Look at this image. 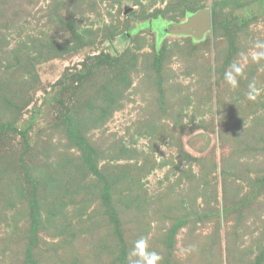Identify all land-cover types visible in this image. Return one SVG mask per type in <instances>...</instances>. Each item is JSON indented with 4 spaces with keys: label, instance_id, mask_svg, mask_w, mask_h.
Returning <instances> with one entry per match:
<instances>
[{
    "label": "rangeland",
    "instance_id": "obj_1",
    "mask_svg": "<svg viewBox=\"0 0 264 264\" xmlns=\"http://www.w3.org/2000/svg\"><path fill=\"white\" fill-rule=\"evenodd\" d=\"M258 42L264 0H0V264H264Z\"/></svg>",
    "mask_w": 264,
    "mask_h": 264
},
{
    "label": "clouds",
    "instance_id": "obj_2",
    "mask_svg": "<svg viewBox=\"0 0 264 264\" xmlns=\"http://www.w3.org/2000/svg\"><path fill=\"white\" fill-rule=\"evenodd\" d=\"M257 48H264V42H258L256 44ZM264 58V52L254 53L252 55L253 61H259ZM243 72V68L237 64L230 65V70L225 71L224 79L226 82L232 87H238V79L237 77ZM249 88L255 91V84L250 83ZM251 99H255V95L250 96ZM134 256L138 257L137 264H157L158 261L161 260V257L156 252L147 251V241L143 238L139 239L134 247V251L132 253Z\"/></svg>",
    "mask_w": 264,
    "mask_h": 264
},
{
    "label": "water",
    "instance_id": "obj_3",
    "mask_svg": "<svg viewBox=\"0 0 264 264\" xmlns=\"http://www.w3.org/2000/svg\"><path fill=\"white\" fill-rule=\"evenodd\" d=\"M211 27V13L208 8H203L191 15L187 21L174 25L171 30L176 34L193 35L201 38L202 35Z\"/></svg>",
    "mask_w": 264,
    "mask_h": 264
}]
</instances>
